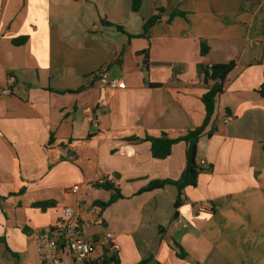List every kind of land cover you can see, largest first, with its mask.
<instances>
[{"label": "crops", "instance_id": "obj_1", "mask_svg": "<svg viewBox=\"0 0 264 264\" xmlns=\"http://www.w3.org/2000/svg\"><path fill=\"white\" fill-rule=\"evenodd\" d=\"M133 3L0 0V91H12L0 92V264H40L34 232L66 206L87 219L88 239L114 235L120 264H264V0ZM231 60L199 140L197 184L139 192L179 179L187 150L179 141L157 159L142 139L201 125L202 66ZM102 70L116 88L99 86ZM101 177L123 195L104 209L96 202L113 191Z\"/></svg>", "mask_w": 264, "mask_h": 264}, {"label": "trees", "instance_id": "obj_2", "mask_svg": "<svg viewBox=\"0 0 264 264\" xmlns=\"http://www.w3.org/2000/svg\"><path fill=\"white\" fill-rule=\"evenodd\" d=\"M140 6V0H134L133 9H138ZM185 15L184 12L175 10L171 17L174 15ZM161 18L160 14H154L149 17L143 25L142 35H147L149 28L154 25ZM25 37H19L13 39L14 44H23L25 42ZM200 50L201 54L204 55L209 47L204 39L200 41ZM235 62L233 60L222 63H214L209 65L202 66V78L204 81L211 83L209 89L202 95V101L205 106V117L198 127L187 131L177 138H170L166 134H163L159 137H154L146 135L142 140L149 141L151 143V152L153 157L157 159H164L168 157L171 152L173 145L179 141H184L187 144L186 150V167L183 170L181 176L177 180L171 179H158L150 181L146 186H144L139 192L150 191L157 188H162L165 185L173 184L176 185L179 192L182 191L187 186H195L197 184L198 175L201 171V168L197 162V149L200 138L205 134V129L208 125L211 124L213 115L216 109V103L219 95L223 93L225 89V80L229 72L234 68ZM259 94L264 98V83L260 85L257 90ZM211 134L210 132H208ZM102 187L111 189L113 194L107 202L97 201L102 209L106 208L108 205L113 203L119 198H122L120 190L115 188L113 184L107 182ZM179 200L176 202V206L179 205ZM53 205V202H37L34 204L35 207H40L41 209H46ZM180 257L184 256V253H179ZM148 260H142L139 264H145ZM91 264H120V261L115 252L104 251L101 258L97 260H92Z\"/></svg>", "mask_w": 264, "mask_h": 264}, {"label": "built area", "instance_id": "obj_3", "mask_svg": "<svg viewBox=\"0 0 264 264\" xmlns=\"http://www.w3.org/2000/svg\"><path fill=\"white\" fill-rule=\"evenodd\" d=\"M98 84L100 87L116 88L119 85V79L112 77L107 70H102L98 73ZM0 92L2 94L12 93L6 87ZM88 119L94 127H99V121L95 114H90ZM204 163L202 161V164ZM107 182L108 178L106 177L97 180L99 185ZM78 188L75 185L73 191H77ZM197 206L202 207L200 204ZM93 209L95 213L100 212L99 207ZM86 226H88L87 219L76 214L72 207L62 208L61 217L54 226L34 232L40 264H65L64 256L70 259L71 264H91L97 246H102L108 252L120 249V245L114 240V235L111 232L104 233L96 241L88 239L85 233Z\"/></svg>", "mask_w": 264, "mask_h": 264}, {"label": "water", "instance_id": "obj_4", "mask_svg": "<svg viewBox=\"0 0 264 264\" xmlns=\"http://www.w3.org/2000/svg\"><path fill=\"white\" fill-rule=\"evenodd\" d=\"M140 54H141V53H140ZM176 216H177V214H176ZM176 216H175V217H176Z\"/></svg>", "mask_w": 264, "mask_h": 264}]
</instances>
